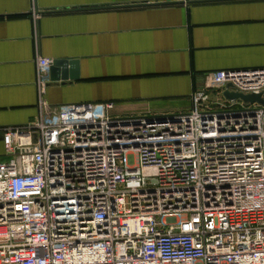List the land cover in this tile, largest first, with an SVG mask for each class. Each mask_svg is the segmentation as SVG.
<instances>
[{
    "label": "built area",
    "instance_id": "2783aa9c",
    "mask_svg": "<svg viewBox=\"0 0 264 264\" xmlns=\"http://www.w3.org/2000/svg\"><path fill=\"white\" fill-rule=\"evenodd\" d=\"M1 131L0 264H264V67L218 70L190 109L51 106Z\"/></svg>",
    "mask_w": 264,
    "mask_h": 264
},
{
    "label": "crops",
    "instance_id": "0c3cea01",
    "mask_svg": "<svg viewBox=\"0 0 264 264\" xmlns=\"http://www.w3.org/2000/svg\"><path fill=\"white\" fill-rule=\"evenodd\" d=\"M38 57L73 63L64 81L50 66L53 107L186 112L206 73L264 67V0H0V161L2 129L39 117Z\"/></svg>",
    "mask_w": 264,
    "mask_h": 264
},
{
    "label": "water",
    "instance_id": "95a60500",
    "mask_svg": "<svg viewBox=\"0 0 264 264\" xmlns=\"http://www.w3.org/2000/svg\"><path fill=\"white\" fill-rule=\"evenodd\" d=\"M208 1H213V0H208ZM73 63H66L62 61H55L52 63V66L54 67L51 69V78L53 80H57L58 78V68H62V71L60 70L59 72L61 73V80H66L67 74H66V66H72ZM73 73H71L72 75ZM70 75V76H71ZM73 77V76H72ZM224 97L228 100H242L245 103H259V104H264V100L261 99L260 95H243L239 93H230V92H225Z\"/></svg>",
    "mask_w": 264,
    "mask_h": 264
}]
</instances>
